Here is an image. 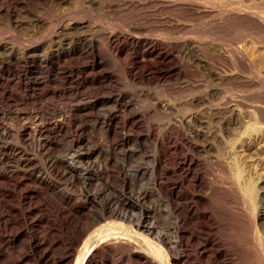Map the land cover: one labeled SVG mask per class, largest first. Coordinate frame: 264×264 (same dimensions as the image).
I'll use <instances>...</instances> for the list:
<instances>
[{"label":"bare ground","instance_id":"bare-ground-1","mask_svg":"<svg viewBox=\"0 0 264 264\" xmlns=\"http://www.w3.org/2000/svg\"><path fill=\"white\" fill-rule=\"evenodd\" d=\"M75 1H77V3L80 1L82 6L86 7V11H89L88 9L94 10L95 8H97V10L100 8V10L103 9L105 12L107 11L106 13H103L104 11L100 13L103 15L107 14L109 10L112 9L113 4L102 1L98 2L100 0ZM116 1L114 2L116 3ZM139 1L141 2V0ZM183 1L184 0H175V2H178L177 5H179V3L183 4L185 1L188 2V0ZM203 1H201V3L199 2L200 5ZM248 1L251 3L250 6L248 5L249 11H242L245 12L243 16L247 19L244 20H248L249 25L243 20L245 22L244 24L248 26H243L244 28L240 30L239 26L241 27L243 22L241 24L239 23V34L240 38L246 36L245 38H248L247 41L250 40L249 42L252 45V49L260 54V52H264L262 50L264 48V0H247V2ZM3 2L5 3L4 0ZM35 2L33 1V3ZM125 2L129 1L127 0ZM161 2L159 1L158 3ZM187 2L185 3L188 4L191 1ZM1 3L2 2H0V5ZM75 3L76 2H74V4ZM195 3L197 2L195 1ZM207 3L209 2H206V4ZM18 4V0H13L11 2L12 7H16ZM76 4L75 7L78 5ZM186 4H183L185 7H181L186 8ZM220 4H217L216 8L221 7L219 6ZM226 4H228V1L225 5ZM236 4L238 5L239 3ZM151 5H149V7ZM203 5L205 4L203 3ZM207 5L208 7L209 5L213 7L215 4ZM223 5L224 4H222V7H224ZM34 6L36 7V5ZM47 6L49 5H46V7ZM80 6L78 5V7ZM119 6H116V9L119 10ZM84 7H82V9ZM142 7L144 11L149 9L148 5L146 6L147 9H145L144 6ZM142 7H140V9ZM175 7L177 8L176 5ZM244 7L245 9L247 8L246 6ZM132 8H130V11ZM183 8H180L182 10L180 12L182 13L184 12ZM82 9H80V11ZM157 9L158 8H156V11L159 12ZM189 9L192 10V7ZM240 9H242V7ZM15 10L16 9H6L4 10L5 14H1L5 15L6 20H8L7 23L12 22L13 17L18 15ZM43 10L44 9H42V11ZM135 10L137 9H134V11ZM166 10L168 11L169 7L168 9H163V11ZM172 10L176 12V9L173 8ZM198 10H200V8ZM234 10L237 9H233V11ZM42 11L40 10L41 13H43ZM170 11L171 9L169 12ZM209 11L208 9V12ZM37 12L39 13L38 10ZM47 12L45 14L43 13L44 15L42 14L43 17ZM122 12L125 11L122 9ZM158 12L157 14H160L161 11ZM221 12L223 13V10ZM224 12L228 13L230 11L224 10ZM33 13H35V11ZM94 13L96 14L98 11ZM113 13H115V11ZM130 13H132V11ZM134 13H136V11ZM151 13L149 14L151 15ZM182 13H180V15ZM188 13L186 12V14ZM232 13L230 14L232 15ZM115 14L113 15L114 18L116 17V20L118 15L120 16L122 14L121 18L118 17L119 19H123V16H125L123 15L124 13L121 12L117 16ZM125 14L128 15L127 13ZM147 14L145 13L144 15ZM190 14L192 13H189V15ZM195 14L194 16H196ZM53 15L55 16V11L52 16ZM85 15L87 16V14ZM107 15L109 16V13ZM163 15L162 13V17ZM203 15H200V17L198 15L196 19L201 18ZM219 15L220 14H218V16ZM222 15L224 16V14ZM226 15L228 14H225V16ZM64 16L65 15H63V18ZM75 16L71 17L72 19L70 18L71 21L75 22L77 19H80ZM82 16L83 14L80 17ZM133 16L137 17V15L134 14ZM216 16L217 15H215V17ZM233 16L236 17L238 15ZM241 16L237 18L240 20ZM23 17V20H26L25 18L27 17L24 15ZM36 17L39 18L38 16ZM48 17L50 19L51 16ZM106 17L104 16L103 18L105 19ZM129 17L128 19L132 18ZM156 17H158V15H156ZM184 17L185 16L178 20H183L185 19ZM227 17L229 18L230 15ZM232 17H230L231 20H234L235 17L233 19ZM58 18H56V20ZM93 18H95V16H93ZM99 18L100 15L97 22ZM124 18L126 19V17ZM49 19L47 18L48 23ZM119 19L115 22L110 19L113 23L106 24V26L109 25L107 26L109 30L106 28L105 30H99L96 28L98 25L93 26L92 23L91 25L93 27H91L89 30L90 32L87 34L78 32V26L76 27L75 25H73V27L71 26L67 33L58 34L57 30L55 31L58 25L52 28L54 30L51 31L49 30L51 26L49 24V28H47L49 32L51 31L50 33L46 34L48 30L45 32L46 30L44 29L45 31L43 33L46 35L43 34L39 39V36L37 37L38 40L31 41L35 44V47H38L40 43L44 44L40 53L32 50V48L29 47L30 43L22 42L23 39L22 41L20 39L23 36L20 35L21 38H19V35L17 34L18 36H16L15 34L16 38L18 37L16 42L20 40L23 45L20 42L19 46L21 44L22 48L18 46L19 50L15 48L18 50L17 51L9 47L10 49H8L6 53L3 52V56H0V106L2 105L4 107L3 109L0 107V120H4V122L6 121L3 117L7 114L11 104L18 105L22 102L25 103L27 100H30L32 104L34 101V98L25 99V96L16 97L9 95L5 89L11 84L22 89L30 97H35L34 94L36 91H43L44 87H47L50 83H58L53 87L50 86L52 88H50L49 91H47L48 89L46 90L47 94H50L53 98L55 97L54 99H56L57 96H63L64 98V95L78 96L82 93H80L79 90L82 89L84 85L89 84V88L91 86V90H87L88 92L83 94L87 96L88 101L84 100L83 102V99L79 100V102H82L74 106L65 107L66 105L63 106L62 103L59 102L62 107L50 105V107L47 105L39 107L38 105L39 108L35 109L34 106L36 105L33 104V108L35 109L34 116L37 117H35L33 121L29 120V125H26L23 121L21 125L19 124L20 127L18 125V129L14 130V125L12 123V130L9 124L6 123L7 125H5L2 124L3 121L0 122V264H264V212L262 209H259L262 205L260 204L259 206V202L264 199V195L258 196V193L263 192L264 188H262L263 191L260 190L255 182V180L259 181V179H263L264 182V173L261 174L263 171L260 173L261 168L259 169V166L264 163V56H259L260 58L257 59L256 56L249 54L252 52L248 54L245 53V48L240 44L238 45H240L243 50L241 48L231 49L229 46L231 50L228 49L229 51H227L226 54L232 63L231 66L239 70V72L245 71L247 73V76H245L247 77L246 80H249L250 85L251 83L258 84L257 91H254L258 93L256 95L252 92L251 94H255L256 96L250 98L247 94L246 96L249 99L247 97V99H243L240 98V96L232 98L227 94L228 92L225 89V91H222L223 89L221 90L218 88L223 94L221 92V94L217 95L214 93V81H227L226 78L232 75L236 69H234V71L232 69V73L231 71H229L230 73H227L228 71L223 72L225 69L222 70L220 68L223 60H220V67H218V64L215 67L214 65L209 67V62L207 65L203 63V59L205 58H202V53L204 54L207 47L204 48L205 45H203V48H201L200 45H202V43H200V45L199 43L193 45L190 44V42L183 41V38L181 39L182 42H180V40H177V37L176 40H173V38L170 39L165 32L163 33V30L159 33L157 29L154 30L156 33H159L158 38L153 37V35V38L150 36L147 37V33L146 36H143L140 34L143 30L141 31L138 25H132L131 23L134 17L130 22H126L124 19L128 24H124V21ZM162 19L160 20L162 21ZM175 19L176 18L168 19V21L172 22L173 20L174 22ZM38 20L35 19V23L32 22L34 23L33 27L38 24ZM145 20H147V18ZM157 20L158 19H156L155 22ZM201 20L203 19L201 18ZM3 21L2 18V22ZM29 21L33 20L31 19ZM140 21L144 23L143 20ZM106 22L108 21H105V23ZM147 22L148 21H146V23ZM150 22H153V25L156 24H154V21ZM162 22L165 23L164 20ZM182 22H184V20ZM209 22L208 25H210L209 28H211L212 25L209 24ZM222 22L223 21H221V23ZM233 22L235 23L236 21L234 20ZM233 22L231 23L230 21L232 25ZM238 22H241V20ZM238 22L235 23V25L238 24ZM3 23L0 25H3ZM101 23L104 22L101 21ZM129 23H131V25ZM211 23L214 24L213 21ZM219 23L220 21L218 20L217 24ZM18 24L20 25V23ZM54 24L56 25V23ZM88 24L86 25L88 26ZM175 24L177 25L176 22ZM157 25L159 24H156V26ZM226 25L227 24H225V26ZM8 26L9 24H7L5 28L3 27L4 31ZM181 26L184 27V25ZM194 26L199 27V25H195V23ZM201 26L207 28V25L201 24ZM222 26L224 25L222 24ZM11 27L6 30L8 33L12 32ZM162 27L156 28L161 30ZM214 27H216V25ZM227 27L229 28L228 31L232 29V27ZM170 28L168 27V29ZM192 28L194 27L192 26ZM178 29L179 28H177V30ZM211 29L210 33L212 32L213 35H210V37L212 36L213 39L215 37V28L212 27ZM223 29L219 36L224 33L223 31H226ZM235 29L234 27L233 32ZM183 30L186 31L187 29ZM195 30L191 29L190 31L196 34V32H194ZM203 30L201 32L206 31ZM1 31L3 30L0 29V32ZM15 31L12 32L13 35ZM155 31H153V34ZM168 31L172 32V29ZM174 31H176V29ZM199 31H197L198 34L200 33ZM5 32L3 33L6 35L7 32ZM145 32H148V30ZM179 32L181 34V30ZM8 33L7 35L9 36L10 33ZM56 33L58 35H56ZM206 33L210 34L209 32ZM206 33L202 35H207ZM190 34H192V32H190ZM198 34H196L197 37L201 36ZM237 34H233L234 39H236L235 36ZM15 36L13 37L15 38ZM192 36L194 37V35ZM219 36L218 38H220ZM227 36L228 35H226V37ZM189 37L191 38V35H189ZM2 38H4V35ZM233 38L231 37L230 39ZM25 39L24 36V40ZM204 39L202 40L204 41ZM233 42L235 44L237 40ZM219 45L221 44L219 43ZM251 45L247 46L249 47ZM210 48L212 50L214 49L212 47ZM222 48L223 47H221V50ZM202 49H204V51H202ZM219 52L218 54L224 56L225 53ZM207 53L209 54V51L206 52V54ZM101 54H105L108 60L114 64L111 65H113L115 69L113 66H110L115 70L114 72L110 71L111 68H109L108 71L105 70V65L110 62L108 61L109 63H107L105 60L106 58L101 56ZM212 55L213 54H211V56ZM209 58L211 59V57ZM107 66L109 67V65ZM202 67L205 70L207 69L206 71L210 74L209 81H205L203 85H201V81L199 83L197 80L199 75L201 78V74L199 73ZM224 67L222 66V68ZM226 67H230V65ZM237 77L239 76L237 75ZM243 77L244 76H242V79ZM230 78L228 77V79ZM122 80L127 82L126 84L124 81L126 85H129L128 83L142 82H150L153 84L170 82L171 86H173L172 88H176L175 86L180 83L179 85L186 87V89L184 93L173 96L170 103L174 106L168 103L169 100L166 102L168 104L161 105V103L160 106L162 107L159 106L157 108L155 107L154 110L151 109L155 111L156 114L161 113L163 117H167V121L164 125L161 124L163 125L162 127L147 125L146 128H143L139 123V118H142V113L145 110H141L142 112L140 113V111L138 112V110L135 109V104H133L132 100L128 97L129 95L125 92L126 90H115V92H117L113 93L112 88L117 86L118 81ZM104 82H108L109 84L112 83L113 87L108 84L104 86ZM245 82L243 81L242 83ZM249 82H247V84ZM120 83L123 84V82ZM226 84H228V82ZM233 84L235 85L236 83ZM58 85L60 87H57ZM92 85H96V87L93 88ZM242 85L241 87H244ZM86 87L87 86H85V88ZM136 87H138V85ZM237 87H239V85ZM164 89H166V87ZM11 90L9 91L11 92ZM179 90H181V88H179ZM133 92L134 91H132V93ZM153 92L151 93L152 95ZM155 93L159 95L157 92ZM143 95L144 93L142 91L136 94L137 97L141 96L140 98L144 97ZM148 95L150 96V94ZM237 95L240 94L237 93ZM67 97L68 96H66V98ZM140 98L139 100H141ZM44 99L46 98L44 97ZM50 100H52V98ZM151 100L152 98L150 101ZM40 101L37 100V102ZM64 101L66 102L67 99H64L63 102ZM52 102L56 101L53 100ZM138 103H140V101ZM138 103H136V105ZM40 104H42V102ZM53 104L55 105V103ZM17 109H19V107ZM161 114H159V116ZM15 115L19 117L20 114L15 111ZM177 115L181 117L178 116L179 118H176ZM157 116H154V118L156 117L158 119L159 117ZM186 116H189V118L191 116V119H188V121L190 120L188 122L190 124L188 125L187 123V127L185 123H183ZM163 117L161 116V118ZM203 117H209V122H211L213 118L222 119L224 130L231 125H235L237 126L236 128L240 129L235 134L238 135L235 136L236 138H228V140L223 142L224 147H222V149L221 147L219 148L220 145H218V149L215 147L217 151L215 152L219 154L216 156L217 158H220L218 156H221L224 149L227 154H229L228 156L230 157L232 165L231 171L234 170L232 176L236 179L235 181L231 180L226 171H224L226 174L222 172L223 176L221 179L215 178V181L205 180L207 168L204 166L205 164L202 162L200 155L202 154L201 152H205L206 147L208 149V147L213 146L212 144L214 143L211 141V143L206 142V140L201 143L198 141L199 137L206 134L209 136L212 132V124L208 122L210 124L208 127L211 128L206 127L208 124L206 126L203 125L207 123L202 121ZM26 118H24V120ZM216 120L214 119L215 122ZM222 121L220 120L221 123ZM17 122L20 123V121ZM216 124L214 123L215 126ZM120 128L124 130H120ZM236 128H234L235 132L237 130ZM130 129H136L140 134L137 131L138 135L132 136L129 133ZM230 129L232 130V128ZM59 136L63 137V141H66L63 142L65 143V150L63 154H59V156H57L58 153L55 152L57 154L54 156L51 150L56 148L54 141ZM202 138L204 139L205 137ZM212 138L213 137H211V139ZM219 139L222 140V137H219ZM57 142L59 141L57 140ZM58 147L55 150H58ZM147 147L150 148V153L148 154L145 152ZM252 153L255 154V157L251 156ZM229 157H227L228 160ZM213 158H215V156H212V159ZM209 163L206 162L208 165H213ZM228 163L230 162L228 161ZM124 166H129V168L125 169ZM221 166L225 167L222 163ZM224 169L227 170L226 167ZM113 170L115 174L112 173ZM227 171L229 172V170ZM246 171L253 175L256 174L257 179H253L252 175L250 174L249 176ZM218 172L220 171L218 170ZM208 175L210 176V174ZM212 176L214 175L212 174ZM71 188L72 190L77 189L79 202L75 203L76 198L74 197L75 199L73 201L72 195L70 194L72 192L68 193ZM204 192L208 193L212 198L213 196L214 198L219 197L221 203L216 204L204 199L202 196ZM154 199H156V202ZM223 201L227 202V205L233 202V205L240 204L239 206L241 207L235 206L236 208H233V206V209H223V207H225ZM229 201L232 202L228 204ZM263 206L264 205L261 207Z\"/></svg>","mask_w":264,"mask_h":264},{"label":"rangeland","instance_id":"rangeland-1","mask_svg":"<svg viewBox=\"0 0 264 264\" xmlns=\"http://www.w3.org/2000/svg\"><path fill=\"white\" fill-rule=\"evenodd\" d=\"M4 1H5V3L3 2V0H0V2H2L1 5L4 4V5H2L3 8H2V7L0 8V17H2L3 20H4V21H3L4 23H3V22H2V18H0V19H1L0 24L3 23V25H0V26H1L0 29L3 30V31H1V32H2V33L5 32L9 27H11V26H13V25L16 24L15 26H13L14 28L11 27V28H12V29H11L12 32L15 31V29H16V27H17V29H16V31H15L16 33L14 32V35H13V33L11 32L12 35H13V36H15V34H16V36L19 35V38H21V36H23L20 40L22 41V39H23L22 42H24V43H26V42L30 43V44H29V47H31L32 50H35L36 52H39V53L41 52L42 48L44 47V44H43V43H40V44L38 45V47H37V46L35 47V46H34L35 44L32 43V42H33L34 40H36L38 36H39V37H38V39H39L41 36H43V34L46 35V34L50 33L52 30H54V29H52V28H55L57 25H58V27L55 28V31L57 30L58 34H60V33H61V34L67 33V31L70 30L71 26L73 27V25H75L76 27L78 26V30H79L78 32L85 33V34H87V33L90 32L89 30L91 29V27H93V26H97V25H98V26H97L96 28L99 29V30H105V28L109 30V27H107V26H109V25L106 26V24L113 23L112 21H114V22H115V21H118V19H119L118 17L121 18V16H122V14H121L120 16L118 15V14H120V12H121V13H124L123 15H125V16H123V19H119V20H123V21H124V19H125L124 17H126L125 21H126V22H130V21H132V18L134 17V20H133L131 23H132V25H134V24L138 25V27H140L141 31L143 30V32L140 33V34H142L143 36H146V33H147V34H148L147 37H149V36L152 37V35H153V37L158 38V37H159V36H158L159 33H161L162 30H163V33L165 32V33L167 34V36H168L170 39L173 38V40H174V39L176 40V39L178 38L177 40H178V41L180 40V42H182V40H183V41H187L188 43L190 42V44H193V45H196L197 43H199V45H200V43H202V45H200L201 48H203V45H205L204 48L207 47V48L205 49L206 51L204 52V54L202 53V56H203L202 58H205V59H203V60H204L203 63H205V64L207 65V63L209 62V63H210V64L208 63V66H209V67H210L211 65H214V67H215V66H217V64H218V67H220L219 64H220L221 61L223 60V61H225V62L222 61V63H221L223 67L225 66V64H226V66H229V65H230V67H226V66H225L224 68H222V66H221L220 68H221L222 70L225 69V70H223V72H227V71H228L227 73H230L229 71H231L232 69H233V71H234V69H236V68H233V67L231 66L232 63H231L230 59L228 58V56H227V54H226L227 51H229V50H231V49L241 48V49L243 50L242 47H244V48H245V50H244L245 53L248 54L249 52H252V53H249V54H252V55L256 56L257 59L260 58L259 56H264V52H263V51H264V48L262 49V50H263V51H262L263 53L260 52V54H258V53H256V52L252 49V45H251V43L249 42L250 40L247 41L248 38H245L246 36H245L244 38H243V37L240 38V34H239V33H240L241 28H244V27H246V26L249 25V24H248V20H247V21L244 20V19H247V18H246L245 16H243V15H245V12H246V11H249V6H250V4H251L249 1H248V2H249V3H248L247 0H245V1H244V0H243V1H242V0H227V1H228V4H226V5H225V3H227L226 0H224V1H221V0H218V1H217V0H212V1H211V0H206V1H203V0H201V1H203L202 4H201L202 6L200 5V3H201L200 0H199V1H198V0H190L191 2L188 0V2H190V3H188L187 1L184 0V1L187 2L188 4H186L184 1H183L184 3H183V2H182V3H183L184 5L186 4L187 7H188V5H189L188 8H187V7H186V8L181 7V6H184V5H183V4H180V3H179V5H177L178 2H175V0H170V1H169V0H164V1L162 0V2H161V0H158V1H157V0H154V1H153V0H141V2H140L139 0H138V1H137V0H136V1H135V0H128L129 2L131 1L130 3H129V2H125V1H127V0H123V2H122V0H120L121 2H120L119 0H117V1H116V0H107V1H106V0H100V1L97 0L98 2H101V1H102V2H108V3H110V4L113 3V4H112V9H113V10L115 9V10H114L115 13H118V14L113 13L114 11L111 9V10H109V12H108V13H109V16L107 15L108 13L105 14V15L100 14V13H102V12L104 11L103 9L100 10V8H98V10H97V8H95L94 10L88 9L89 11H86V10H85L86 7L82 6V4H81L80 1H78V3H77V1H75V0H72L73 3H72L71 0H70L71 2H70L69 0H45V1H44V0H32V2H31V0H18L19 4L16 6L17 8L11 6V2H12L13 0H12V1H11V0H4ZM26 1H27V3H26ZM33 1H34V2L36 1V2L33 3ZM46 1H47V3H46ZM111 1H112V2H111ZM114 1H116V3H115ZM133 1H134V2H133ZM159 1H160L162 4H161V3H158ZM171 1H172V2H171ZM173 1H174V2H173ZM195 1H196L197 3H195ZM216 1H217V2H216ZM219 1H221V2H219ZM239 1H240V2H239ZM6 2H7V3H6ZM30 2H31V3H30ZM44 2H45L46 4H45ZM74 2H76L79 6H80V5H81V6L78 7V5L75 3V4L77 5V7H78V9H77V7H75ZM119 2H120V3H119ZM148 2H149V3H148ZM150 2H151V3H150ZM153 2H155V3H153ZM167 2H168V3H167ZM169 2H170L171 4H170ZM199 2H200V3H199ZM206 2H209V3H207V4H212V5L215 4V5H214L215 7L213 6V7H214V8H213V7H211L210 5H209V7H208V5L206 4ZM213 2H214V4H213ZM218 2H219V3H218ZM223 2H224V3H223ZM230 2H232V3H230ZM235 2H236V3H239L240 5H239V4L237 5ZM243 2H246L247 4H246V3H243ZM23 3H24V4H23ZM29 3H30V4H29ZM43 3H44V4H43ZM126 3H127V4H126ZM131 3H132V4H131ZM138 3H139V6L141 5L140 7L144 6L145 9H147V8H146L147 5H148V7H149V5H151L152 3H153V4L149 7L150 10L147 9V11H146V10L144 11V8H143V7L141 8L142 10L140 9V7L138 6ZM141 3H142V4H141ZM163 3H164V4H163ZM173 3H174V5H173ZM192 3H193V5H192ZM194 3H195V5H194ZM203 3H204L205 5H203ZM220 3L224 4V5H223L224 7H222V4H220ZM233 3H234V4H233ZM242 3H243V6H242ZM7 4H8V5H7ZM28 4H29V5H28ZM71 4H72V5H71ZM73 4H74V7H73ZM116 4H119L120 6H119V5H116ZM125 4H126V5H125ZM130 4H131L132 6H131ZM144 4H145V5H144ZM146 4H147V5H146ZM155 4H156V5H155ZM158 4H159V5H158ZM167 4H168V5H167ZM217 4H220L219 6H221V7L218 6L220 9H219V8H216V7H217ZM235 4H236V5H235ZM1 5H0V6H1ZM6 5H7L8 7H9V6H10V7L8 8ZM20 5H21L22 7H21ZM25 5H26V7H25ZM34 5H36V7H35ZM46 5H49V6H47L48 8L46 7ZM121 5H123V6H121ZM124 5H125L126 7H125ZM136 5H137V6H136ZM157 5H158V6H157ZM160 5H161V6H160ZM175 5L177 6V8H178L179 10L175 7ZM196 5H197V6H196ZM206 5H207V6H206ZM230 5H231V6H230ZM248 5H249V6H248ZM19 6H20V7H19ZM27 6H28V7H27ZM29 6H30V8H29ZM31 6H32V8H31ZM33 6H34V7H33ZM116 6H117V7L119 6V10L116 9V8H117ZM128 6H129L130 8H132L133 6L135 7V8H134V7L132 8L133 10L131 9L132 13H130L131 11H130V8H129ZM153 6H155V7H153ZM159 6H160V7H159ZM162 6H164L165 8L162 7ZM170 6H171V7H170ZM179 6H180V7H179ZM195 6H196V7H195ZM200 6H201V7H200ZM229 6H230V7H229ZM233 6H234L235 8H234ZM244 6H246L247 8L245 9ZM6 7H7V8H6ZM23 7H24V8H23ZM42 7H44V8H42ZM49 7L52 9V12H51V9H50ZM62 7H63V8H62ZM82 7H84V8L82 9ZM121 7H122V8H121ZM137 7H138V8H137ZM168 7H169V10L171 9L172 12H171V11L169 12V10H168V11L166 10L167 12H166V11H163V9H164V10H165V9H168ZM184 7H185V6H184ZM191 7H192V10H193V11H192L191 9H189V8H191ZM193 7H194V8H193ZM197 7H199L200 10H198L199 8H197ZM231 7H232V9H231ZM241 7H242V9H240ZM5 8H6V9H12V10L16 9L15 12H16V14H18V15H16V16L13 17L12 22L7 23L8 20H6L5 15H1V14H5V13H4V10H6ZM13 8H14V9H13ZM20 8H21V9H20ZM33 8H34V9H33ZM36 8H37V9H36ZM40 8H41V9H40ZM46 8H47L48 10H47ZM73 8H74V10H73ZM127 8H128V10H127ZM152 8H153V9H152ZM156 8H158L157 10H159V12L161 11V12H160L161 15H160V14H157L158 11H156ZM173 8L176 9V12H177V11H179V12L182 11L181 9L183 8V11H184L183 13H185V14H183L182 12H180V13H182L183 16H185V17H184L185 19H183L184 22H182L183 20H178V19H180V18H183V16H182V14L180 15L179 12L176 13L174 10H172ZM180 8H181V9H180ZM28 9H29V11H28ZM30 9H31V10H34L35 13H33L34 11H31ZM42 9H44V10L42 11ZM49 9H50V10H49ZM75 9H76V10H75ZM80 9H82V10L80 11ZM120 9H121V11H120ZM122 9H123L125 12H122ZM134 9H137V10H135L136 13H134V12H135ZM139 9H140L141 11H140ZM161 9H162V10H161ZM184 9H185V10H184ZM186 9H187V10H186ZM195 9H196L198 12H197ZM202 9H203L204 11H203ZM205 9H207V10H205ZM208 9L210 10L209 12H208ZM211 9H212V10H211ZM215 9H217V10H215ZM226 9H228V10H226ZM233 9H237V10H234V11H233ZM247 9H248V10H247ZM37 10L39 11V13H40L41 15L37 12ZM40 10H41L44 14L48 11L47 14H46L47 17H46V15H45V16H44L45 18H44V17H43L44 14L41 13ZM46 10H47V11H46ZM71 10H72V11H71ZM77 10L79 11V13H78ZM83 10H84V12H83ZM117 10H118V11H117ZM153 10H154V12H153ZM188 10H189V11H188ZM219 10H220V11H219ZM222 10H223V13L221 12ZM224 10H225V11H230V12L225 13ZM242 10H244L245 12L242 11ZM20 11H21V12H20ZM26 11H27V12H26ZM45 11H46V12H45ZM54 11H55V16H54V15L52 16V14H53ZM58 11H59V12H58ZM73 11H74V12H73ZM85 11H86V12H89V13H86ZM90 11H91V12H90ZM92 11H93V13H92ZM97 11H98L99 14L96 13V14H97V17H96V14H95L94 12H97ZM110 11H111L112 13H111ZM128 11H129V12H128ZM139 11H140V12H139ZM142 11H144V12H142ZM149 11H150V12H149ZM162 11H163V12H162ZM191 11H192V12H191ZM194 11H195L196 14L194 13ZM206 11H207V12H206ZM216 11H217V12L219 11L220 13H219V12L217 13ZM235 11H237V12H235ZM239 11H240V12H239ZM19 12H20V13H19ZM24 12H25V13H24ZM29 12H30V13H29ZM68 12L71 13L72 15L69 14ZM81 12H82V13H81ZM106 12H107V11H106ZM106 12L104 11L103 13H106ZM147 12H148V14H147ZM151 12H153V13H151ZM159 12H158V13H159ZM164 12H165V13H164ZM186 12H187V13L189 12V13H192V14L189 15V13L186 14ZM200 12H201V13H200ZM204 12H205L206 14H205ZM212 12H213V13H212ZM214 12H215V13H214ZM232 12H233V13H232ZM37 13H38V14H37ZM49 13H50V14H49ZM56 13H57V14H56ZM91 13H92L93 16H95V18H93V16L91 15ZM125 13H127L130 17H129L128 15H126ZM141 13L143 14V17H142V14H141ZM145 13H146L147 15H144ZM149 13H151V15H150ZM155 13H156V14H155ZM162 13L164 14L163 17H162ZM166 13H167V14H166ZM170 13H171V14H170ZM174 13H176V14H174ZM207 13H208V14L210 13V14L208 15ZM230 13H232V15H231ZM234 13H235V14H234ZM20 14H21L22 17H23V15H24L25 17H27V18H25L26 20H23L24 17L22 18V17L20 16ZM26 14H27V15H26ZM34 14H35V15H34ZM36 14H37V15H36ZM42 14H43V15H42ZM66 14H67V16H66ZM75 14H76V16H75ZM77 14H79V15H77ZM82 14H83V16H82L83 18L80 17ZM85 14H87V16H86ZM88 14H89V15H88ZM113 14H115L116 16L118 15L117 20H116V17L114 18V15H113ZM133 14H134V15H137V17H136V16H133ZM169 14H170V15H169ZM178 14H179L180 16H179ZM194 14H195L196 16H194ZM203 14H205V15H203ZM213 14H214V15H213ZM218 14H220V15L218 16ZM222 14H224V16H225V14H228V15H226V16L224 17ZM240 14H241L242 16H241ZM39 15H40L41 17H40ZM63 15H65L64 18H63ZM70 15H71V17H74V16H75V17H78V18H80V19H77V21H75V22H76V23H75V22L71 21L72 18L70 17ZM90 15H91V16H90ZM99 15H100V18H99V20H98V22H97V19H98ZM111 15L113 16L114 19L112 18ZM148 15H149V16H148ZM156 15H158V17H156ZM159 15H160V16H159ZM174 15L177 16L178 18L175 17ZM186 15H187V16L189 15V16L187 17ZM191 15H192V16H191ZM198 15H199V17H200V15H203V16H201V18H202L203 20H201V18H199L200 20H199V19H196ZM207 15H208V16H207ZM215 15H217V16H216L217 18H220V16H221V18H220V19H217V18L215 17ZM229 15H230V17H232L233 15L241 16V19H240L241 22H238V21H240V20L238 19V18H240V17H238V16H236V17L233 16L232 19H233L234 17L236 18V19L234 18V20L236 21L235 23L238 22V24L235 25V23L233 22L234 20H231L230 17H229V18L227 17V16H229ZM36 16H38L39 18H37ZM48 16H51L50 19H49ZM88 16H89V17H88ZM104 16H105V17L108 16V17H106L107 19H106V18L104 19V18H103ZM127 16H128L129 18H131V17H132V18H131V19H128ZM150 16L153 17V18H151ZM167 16H168V17H167ZM169 16H170V17H169ZM181 16H182V17H181ZM193 16H194V17H193ZM211 16H212V17H211ZM17 17H18V18L20 17L21 19H20V18L18 19ZM52 17H53V18H52ZM58 17H59V18H58ZM85 17H86V18H85ZM101 17H102L103 19H102ZM135 17H136V18H135ZM149 17H150V18H149ZM155 17H156V18H155ZM186 17H187V19H186ZM214 17L216 18V20H215ZM237 17H238V18H237ZM28 18H30V19H28ZM42 18H43V19H42ZM47 18L49 19V23H48ZM56 18H58L61 22H60L58 19H57V20H58V21H57ZM62 18H63V19H62ZM70 18H71V19H70ZM88 18H89V20H88ZM146 18H147V20H145ZM162 18H163V19H162ZM164 18H167V19H164ZM174 18H176L177 20L175 19L174 22H173V20H172V22H171V21H168V19L170 20V19H174ZM190 18H191V19H190ZM205 18H206V19H205ZM207 18H208V20H209L210 22L207 20ZM224 18H225V19H224ZM16 19H17V20H16ZM31 19H32L33 21H29V20H31ZM35 19H36V20L39 19V20H38V24H37L36 26L33 27V25H34V23H35V21H34ZM41 19H42V20H41ZM52 19H53V20H52ZM61 19H62V20H61ZM68 19H69L70 21H69ZM90 19H91V20H90ZM110 19H111V20L113 19V20L111 21ZM139 19H140V20H143L144 23H143L142 21H140ZM150 19H151V20H150ZM152 19H153V20H152ZM156 19H158V20L155 22ZM160 19H162V21L164 20L166 24H165L164 22H162ZM192 19H194V20H192ZM204 19H205V21H204ZM221 19H222V20H221ZM228 19H229V21H228ZM237 19H238V20H237ZM20 20H21V21H20ZM51 20L54 21V22H52ZM82 20H83V21H82ZM127 20H129V21H127ZM135 20H136V22H135ZM138 20H139V22H138ZM149 20H150V21H154V24L156 23V24H159V25H157V26H156V24L153 25V24H152L153 22L151 23ZM166 20H167V21H166ZM187 20H188V21H187ZM189 20H191V21H189ZM195 20H196V21H195ZM218 20L220 21L219 24H217V23H218ZM224 20H225L226 23L224 22ZM243 20H244V21L246 22V24H248V25L244 24L245 22H244ZM56 21H57V22H56ZM99 21H100V22H99ZM101 21L104 22V23H101ZM105 21H108V22L105 23ZM125 21H124V24L126 23ZM146 21H148V22L146 23ZM158 21H159V22H158ZM179 21H180V22H179ZM197 21H198V22H197ZM206 21H207V22H206ZM212 21L214 22V24L211 23ZM215 21H216L217 23H216ZM221 21H223V22L221 23ZM230 21H231V23L233 22V25H235V26H233V25L230 23ZM5 22H6L7 24H9V26H8V28L6 27V30L4 31L5 26H7V24H6ZM16 22H17V23H16ZM32 22H34V23H32ZM59 22H60V23H59ZM94 22H95V24H94ZM137 22H138V23H137ZM149 22H150V23H149ZM167 22H168V24H167ZM169 22H170V23H169ZM175 22L177 23L178 26L175 24ZM200 22H201V23H200ZM208 22H209V24L212 25L213 28H215V29H214V35H215V37H214L213 39H212V36L210 37V35H213L212 32L210 33V29H211L212 27L209 28L210 25H208ZM242 22H243V25L240 27V26H239V23L241 24ZM18 23H20V25H19ZM21 23H22V24H21ZM30 23H31V24H30ZM51 23H52V24H51ZM54 23H56V25H55ZM69 23H70V24H69ZM88 23H89V24H88ZM92 23H93V26L91 25ZM99 23H100V24H99ZM131 23H129V24L131 25ZM141 23H142V24H141ZM161 23H162V24H161ZM163 23H164L165 25H164ZM178 23H179V24L182 23L181 25H184V27L181 26V25H179ZM183 23H184V24H183ZM192 23H193V24H192ZM194 23H195V25L198 24L199 27L201 26V24H202V25H207L206 27H207L208 29L205 28L204 26H201L200 29H199V27H197V26L195 27V26H194ZM199 23H200V24H199ZM205 23H206V24H205ZM224 23L227 24V25L225 26ZM5 24H6V25H5ZM12 24H13V25H12ZM49 24L51 25L50 28H49ZM86 24H88V26H87ZM102 24H103V25H102ZM126 24H128V23H126ZM139 24H140V25H139ZM144 24H145V25H144ZM146 24H147L148 26H147ZM222 24H223L225 27L222 26ZM230 24H231V25H230ZM17 25H18V26H17ZM53 25H54V26H53ZM64 25H65L66 27H65ZM80 25H81V26H80ZM99 25H100V26H99ZM141 25H144V26H141ZM166 25H167L169 28H170V27H171V28L168 29V27H167ZM173 25H174V26H173ZM215 25H216V27H218L219 29H220V27H221V29L219 30L218 28L214 27ZM219 25H220V26H219ZM52 26H53V27H52ZM68 26H69V28H68ZM101 26H102V27H101ZM146 26H147V27H146ZM150 26H151V27H152V26H155V27H152V28H151ZM162 26H163V27H162ZM176 26H177V27H176ZM185 26H186V27H185ZM190 26H191V27H190ZM192 26H193L194 28H192ZM227 26H229L230 28L233 26L232 29H231L232 31L229 30V31L232 33V35H231V33L228 31L229 28H228ZM236 26H237V27H236ZM238 26H239V29H240V30L238 29ZM243 26H244V27H243ZM3 27H4V28H3ZM47 27L49 28V30H51L50 32H49V30H48ZM144 27H145V28H144ZM149 27H150V28H149ZM156 27H162V28H161V30H160L159 28H156ZM165 27H166L167 29H166ZM187 27H189V28H187ZM234 27L237 29V31H236V29H235V31L233 32ZM2 28H3V29H2ZM103 28H104V29H103ZM164 28H165V29H164ZM177 28H179V29L181 30V34H182L183 36L180 34V32H179L180 30H179V29L177 30ZM195 28H196V30L199 29L200 31H199V30H197V31H199L201 34H200V33L198 34V32L195 30ZM202 28H203L204 30H203ZM223 28H224L227 32H226V31H223V32H224V33L222 34L223 36L221 35V36L223 37V38H222L221 36H219V34H221L220 32H222L221 30H222ZM9 29H10V28H9ZM44 29H45L46 31H45ZM64 29H65V30H64ZM144 29H145V30H144ZM151 29H152V31H151ZM154 29H157V31H158L159 33H156V31H155ZM158 29H159V30H158ZM171 29H172V32H171V31H168V30H171ZM173 29H174V30L176 29V31H174ZM183 29H185V30L187 29L188 31L186 30V31H187V32H186V31H184ZM191 29H194V30H195L194 32H196V34L201 35V36L197 37V35H196L195 33L193 34V31H190ZM201 29H202L203 31H205V30H206V31H205V32H201V31H202ZM224 29H223V30H224ZM47 30H48V32H47ZM146 30H148V32H145ZM166 30H167V31H166ZM207 30H208V31H207ZM211 30H212V29H211ZM215 30H217V31H215ZM238 30H239V31H238ZM44 31L47 32V33H46V34L43 33ZM60 31H63V32H60ZM65 31H66V32H65ZM153 31H155L154 34H153ZM173 31H174V32H173ZM182 31H183V32H182ZM212 31H213V30H212ZM1 32H0V34H2ZM6 32L8 33V31H6ZM6 32H5V33H6ZM18 32H19V33L21 32L22 34H21V33L19 34ZM169 32H170V34H169ZM176 32H177V33H176ZM190 32H192V34H190ZM206 32H209L210 34H208V33H206ZM7 33H6V35H5L4 33H3L2 35H0V38H1V39H0V40H1V41H0V52H1V53H0V56H3L4 53H6V52L8 51V49H10L9 47H11L12 50H13V49H14V50H17V49H15V48H18L19 43L21 42L20 40H18L19 42H16V41H17L16 39H18V37L16 38V36H15V38H14V37L11 35L10 32H9L10 34L8 33V34H9V36H8ZM150 33H151V34H150ZM174 33H175V35H174ZM186 33H187V35H186ZM188 33H189V35H191V38L189 37ZM203 33H206L207 35L204 34V36H203V35H202ZM226 33H228V34H226ZM237 33L239 34V36H238ZM17 34H18V35H17ZM58 34L56 33V35H58ZM184 34H185V35H184ZM233 34H234V35L237 34L236 36H237L239 39H238L236 36H235L236 39H234V38H233V37H234ZM3 35H4V38H2ZM20 35H21V36H20ZM172 35H173V37H172ZM192 35H194V37H193ZM195 35H196V36H195ZM226 35H228V36L226 37ZM10 36H12V37H10ZM24 36H25V38H26L25 40H24ZM184 36H186V37H184ZM216 36H217V37H216ZM218 36H219L220 38H222V39L218 38ZM229 36H230V37H229ZM9 37H10V38H9ZM35 37H36V38H35ZM153 37H152V38H153ZM176 37H177V38H176ZM192 37H193V38H192ZM196 37H197V38H196ZM203 37H204V38L207 37V38L204 39ZM209 37H210V38H209ZM224 37H225V38H224ZM231 37H232L235 41L237 40L238 43L235 42V44H234V42H233L234 40H233V39H230ZM247 37H248V36H247ZM30 38H31V39H30ZM34 38H35V39H34ZM182 38H183V39H182ZM184 38H185V39H184ZM187 38H188V39H187ZM198 38H199V39H198ZM200 38H201V39H200ZM215 38H216V39H215ZM9 39H10L12 42H11ZM27 39H28V41H27ZM38 39H37V40H38ZM181 39H182V40H181ZM190 39H191V40H190ZM193 39H194V40H193ZM202 39H204V41H203ZM213 40H214V41H213ZM219 40H220V41H219ZM225 40H227L228 42L225 41ZM230 40H231V42H230ZM232 40H233V41H232ZM238 40H239V41H238ZM243 40H244V42H243ZM7 41H8V42H7ZM13 41H14V43H13ZM31 41H32V42H31ZM193 41H194V42H193ZM198 41H199V42H198ZM200 41H201V42H200ZM209 41H213V42H209ZM221 41H222V42H221ZM240 41H242V42H240ZM22 42H21V44H22ZM40 42H41V41H40ZM195 42H196V43H195ZM15 43H16V44H15ZM17 43H18V44H17ZM28 43H27V44H28ZM203 43H204V44H203ZM217 43H218V44H217ZM219 43H220L221 45H219ZM222 43H224V44H222ZM227 43H229V44H227ZM247 43H248V44H247ZM21 44H20L19 48H20V47L22 48V45H23V44H22V45H21ZM238 44H240L242 47H241L240 45H238ZM243 44H244L245 46H244ZM207 45H209L210 47H212V48H214V49L212 50V49H211L209 46H207ZM222 45H224V46H222ZM233 45H234V47H233ZM235 45H236L237 47H236ZM247 45H251V46L248 47ZM12 46H13V47H12ZM219 46H220V47H219ZM226 46H228V47H226ZM229 46H230L231 49L229 48ZM221 47H223L222 50H221ZM19 48H18V50H19ZM226 48H227V49H226ZM246 48H247V49L249 48V49H248L249 51H248ZM256 48H257V47H256ZM256 48H255V49H256ZM210 49H211V50H210ZM218 49H219V50H218ZM228 49H229V50H228ZM18 50H17V51H18ZM216 50H217L218 52H219V51L223 52V51L225 50V51L223 52V54L225 53L224 56L221 55V54H218V52H217ZM252 50H253V51H252ZM258 50H259V49H258ZM202 51H204V49H202ZM208 51H209V54H210V51H211V54H213L214 56H213V55L211 56V54L209 55L208 53L206 54V52H208ZM246 51H247V52H246ZM260 51H261V50H260ZM3 52H4V53H3ZM212 52H213V53H212ZM214 52H215V53H214ZM221 52H219V53H221ZM2 53H3V54H2ZM216 53H217V54H216ZM215 54H216L217 56H222V57H217ZM255 54H256V55H255ZM257 54H258V55H257ZM262 54H263V55H262ZM204 55H205V56H204ZM208 55H209V57H211V59L208 57ZM101 56H103V57L106 58L105 60H106L107 63L110 62L109 64H106V65H105L106 67L104 66V67H105V70L108 71V69L111 68L114 64H113L110 60H108V57H106L105 54H101ZM257 56H258V57H257ZM206 57H208V58H206ZM213 57H214V58H213ZM225 57H227L229 60H228L227 58H225ZM215 58H216V59H215ZM218 58H219V59H218ZM221 58H222V59H221ZM223 58H224L225 60H224ZM206 59H207V60H206ZM208 59H209V60H208ZM214 59H215V60H214ZM205 60H206V61H205ZM220 60H221V61H220ZM108 61H109V62H108ZM211 61H212L214 64H213ZM229 61H230V64H229ZM215 62H216V63H215ZM227 63H228V65H227ZM111 64H113V65H111ZM221 64H220V65H221ZM78 65H79V64H78ZM78 65H76V66H78ZM107 65H109V67H108ZM79 66H80V65H79ZM110 66H111V67H110ZM208 66H206V67H208ZM106 68H107V69H106ZM113 68L115 69L114 66H113ZM113 68H111L110 71H113V72H114L115 70H114ZM220 68H219V69H220ZM227 68H228L229 70H228ZM202 69H203V67L201 68L200 73H199V74H201V78L199 77L200 75L198 76L199 79L197 78V80H198L199 83H200V81H201V85H203V84L205 83V81L207 82V81H209V79H210V74L208 73V71H206L207 69H206V70H205V69L202 70ZM217 69H218V68H217ZM221 69H220V70H221ZM226 69H227V70H226ZM240 69H241V68H240ZM242 70H243V69H242ZM203 71H204V72H203ZM243 71H244V70H243ZM244 72H245V71H244ZM244 72H241V71L239 72V70L236 69L233 73H232V71H231L232 75L228 76L229 78L231 77V78H230L231 80L228 79V77H227V78H226L227 81H226V80H225V81L223 80V82H222V81H221V82H219V81H214V93L218 95V94H221L222 91H225V90H226V91L228 92L227 94L230 95L232 98H235V97H239V96H240V98H243V99H247L248 97L250 98V97H254V96H256L258 92L256 93V92H254V91H257L258 84L256 85V83H253V84L251 83V85H250L249 80L247 81V80H246L247 77H245V76H247V73H246V72L244 73ZM204 74H205V75H204ZM207 74H208V75H207ZM236 74H237L239 77H237ZM241 75L244 76L243 79H242V76H241ZM207 76H208V77H207ZM234 76H235V77H234ZM232 77H233V80H232ZM207 78H208V80H207ZM234 78H235V79H234ZM238 78H240V79H238ZM228 80H229V81H228ZM235 80H236V82H235ZM124 81H125V80L118 81L117 86H115L114 88H112V89H113V93H116V92L119 91V90L122 91L121 89H123V91L126 90L125 92L128 93V95H129L128 97L130 98V100H132L133 104H135V109L138 110V112L140 111V113H141L143 110H145V111H143V113H142V114L144 115V117H143V115H142V116H141L142 118H139V123L143 126V128H146L147 125H153V126H159V127H162V126L164 125V123L167 121V117H166V118L163 117V114H161V113L156 114L155 111H153L154 108H155V107H156V108L159 107L161 103H162L161 105H165V104H168V103L171 105L172 103H170V102L172 101L173 96H174V95H177V96H178V94H182V93H184V92H185V89H186V87L180 86V85H179L180 83L177 84V85L175 86L176 88H172L173 86H171L170 82H167V83H169L170 85L167 84L166 82H165V83L159 82L158 84L154 83L155 85H154L153 83H150V82H144V83H143V82H142V83H128L129 85H126L127 82L125 81V83H126V84H125ZM202 81H204V82H202ZM238 81H239V82H238ZM243 81H244V82L246 81V82H245V83H242ZM120 82H123V84L120 83ZM179 82H180V81H179ZM218 82H219V83H218ZM227 82H228L229 85L226 84ZM231 82L236 83V84L234 85V84L231 83ZM237 82H238V84H237ZM247 82H249V83H248L249 85L247 84ZM149 83H150V84H149ZM240 83H241V84H240ZM56 84H58V83H55V84H54V83H50L49 85H47V87H49V88L44 87V90H43V91H36V93H35L36 95L34 94V96H35L36 98L33 97V96L30 97V96L27 95L22 89L18 88L17 86L15 87V85H13V84H11L12 86L9 85L8 87H6L5 90H7L6 92H7L9 95H13V96H16V97H24V96H25V97H24L25 99L34 98V101H33L32 104H31L30 100H27L25 103L22 102V103L18 104L19 106H18L17 104H14V105L11 104L10 107L8 108L7 114L3 117V118L5 119L6 122H4V120H0V122L3 121L4 123L2 122V124H5V125L9 124V125L11 126V129L13 130V127H14V130H15V129H18L17 126H18L19 124L21 125V124L23 123V121H24V123H25L26 125H29L30 121H33V120L35 119V117H37V116H34V115H35V109H36V108H39L40 106H46V105L49 106V105H50V106L62 107V106H60V105H61L60 103H62L63 106L66 105L65 107H69V106H74L75 104H79V103L82 102V101L84 102V100H85V101H88L87 96L85 95V96H86V97H85L83 94H84L85 92H88L89 90H91V86H90V88H89V86H88L89 84H88V85H84V86L82 87V89L79 90L80 93L82 92V93H81L82 95H81V94L78 95V96H76V95H75V96H74V95H73V96H72V95H70V96H69V95H66V96H68L67 98H66V96L64 95V98H63V96H61V97H60V96H57L56 99H54L55 97L53 98V97L50 96V94H47V93H46V90L48 89L47 91H49V89L52 88L53 86H55ZM107 84H108L109 86H112V83H110L111 85H110L108 82H107V83H105V82L103 83L104 86H107ZM151 84H152V85H151ZM163 84H164V85H163ZM219 84H220V85H219ZM225 84H226L227 86H226ZM232 84H233V85H232ZM242 84H243V85H242ZM254 84H255V85H254ZM121 85H123V86H121ZM132 85H134V86H132ZM137 85H138V87H136ZM156 85H157V86H156ZM160 85H161V86H160ZM238 85H239V87H237ZM241 85L244 86V87H241ZM10 86H11V88H10ZM50 86H52V87H50ZM85 86H87V87L85 88ZM119 86H120V87H119ZM168 86H169V87H168ZM231 86H232V87H231ZM233 86H234V87H233ZM12 87H14V88H12ZM57 87H60V86L58 85ZM92 87L94 88V87H96V85H92ZM112 87H113V86H112ZM162 87H163V88H162ZM165 87H166V89H164ZM236 87H237V88H236ZM8 88H9V89H8ZM88 88H89V89H88ZM116 88H117V89H116ZM146 88H147V89H146ZM157 88H158V89H157ZM168 88H170L171 90L168 89ZM179 88H181V90H179ZM183 88H184V90H183ZM215 88H216V89H215ZM218 88H220L221 90L223 89V90L221 91V90H219ZM251 88H252V89H251ZM11 89H12V90H11ZM84 89H85V90H84ZM127 89H128L129 91L131 90V91H130L131 93H130ZM151 89H152V90H151ZM172 89H173V90H172ZM174 89H175V90H174ZM224 89H225V90H224ZM253 89H254V90H253ZM9 90H11L12 93H11ZM21 90H22V91H21ZM87 90H88V91H87ZM115 90H117V91L115 92ZM138 90H139V91H142V92L144 93L143 96H144L145 98H144V97H142V98H143V99H146V100H143L142 98H140L141 96H138V97L136 96L137 92H139ZM147 90H148V92H147ZM149 90H150V91H149ZM153 90H154V92H153ZM155 90H156V91H155ZM166 90H167V91H166ZM169 90H170L172 93H171ZM178 90H179V92L182 91V90H183V91L179 93ZM245 90H246V91H245ZM247 90H248V93H247ZM251 90H252V91H251ZM14 91H16V92H14ZM17 91H18L19 93H18ZM20 91H21V92H20ZM132 91H134V92L136 91V92H135V93L133 92V93H134V94H133ZM144 91H145V92H144ZM151 91L153 92V95L151 94V93H152ZM158 91H159V92H158ZM168 91H169V92H168ZM218 91H219V92H218ZM231 91H232L233 93H232ZM242 91H243V92H242ZM9 92H10V93H9ZM37 92H38L39 94H38ZM44 92H45V93H44ZM155 92H157L159 95H157ZM177 92H178V93H177ZM245 92H246V93H245ZM252 92L255 93L256 95H255V94H254V95L251 94ZM14 93H15V94H14ZM17 93H18V94H17ZM24 93H25L26 95H25ZM235 93H236V94H235ZM237 93L240 94V95H237ZM37 94H38V95H37ZM148 94H150V96H149ZM154 94H156V95H154ZM160 94H161V96H160ZM170 94H171V96H170ZM222 94H223V92H222ZM233 94H234V95H233ZM242 94H243V95H242ZM247 94H248V95H247ZM249 94H251V95H249ZM21 95H22V96H21ZM130 95H131V96H130ZM132 95H133V96L135 95V96L133 97ZM146 95H147V96H146ZM162 95H163V96H162ZM246 95H247L248 97H247ZM252 95H253V96H252ZM83 96H84V97H83ZM233 96H234V97H233ZM26 97H27V98H26ZM41 97H42V98H41ZM44 97H45L46 99H44ZM48 97H49V98H48ZM50 97L52 98V100H50V99H51ZM72 97H73L74 99H73ZM76 97H77V98H76ZM131 97H132V98H131ZM136 97H137V99H136ZM150 97L152 98L151 101H150V99H151ZM157 97H159V98H157ZM246 97H247V98H246ZM37 98H39V99H37ZM71 98H72V99H71ZM80 98H81V99H80ZM139 98H140L142 101L139 100ZM149 98H150V99H149ZM154 98H155V99H154ZM156 98H157V99H156ZM169 98H170V99H169ZM249 98H248V99H249ZM59 99H60V100H59ZM64 99H65V100L67 99V101H66V102H65V101L63 102ZM77 99H78V101H77ZM82 99H83V100H82ZM37 100H38V101L41 100V101H40V102H37ZM46 100H47V102H46ZM53 100L56 101L57 103H56V102H52ZM58 100H59V101H58ZM79 100H82V101L79 102ZM133 100H134V101L136 100V101L134 102ZM147 100H148V103H147ZM154 100H156V101H154ZM158 100H159V101H158ZM169 100H170V101H169ZM69 101H71V102H69ZM75 101H76V102H75ZM139 101H140V103H138ZM149 101H150V102H149ZM160 101H161V102H160ZM162 101H163V102H162ZM167 101H169V102L166 103ZM28 102H29V103H28ZM41 102H42V104H40ZM44 102H45V103H44ZM59 102H60V103H59ZM73 102H74V103H73ZM77 102H78V103H77ZM145 102H146V103H145ZM51 103H52V105H51ZM53 103H55V105H54ZM63 103H64V104H63ZM66 103H68L69 105L66 104ZM136 103H138L139 105H138V104L136 105ZM142 103H143L144 106L142 105ZM158 103H159V105H158ZM23 104H24V105H23ZM33 104L36 105V106H34ZM22 105H23V106H22ZM38 105H39V107H38ZM140 105H141V106H140ZM148 105H149V106H148ZM157 105H158V106H157ZM12 106H13V108H12ZM28 106H30V107H28ZM31 106H32V107H31ZM33 106H34L35 109L33 108ZM50 106H49V107H50ZM147 106H148V107H147ZM152 106H153V108H152ZM172 106H174V105L172 104ZM0 107H1L2 109L4 108L2 105H1ZM18 107H19V109H17ZM150 107H151V108H150ZM160 107H162V106H160ZM24 108H25V109H24ZM26 108H27V109H26ZM145 108L147 109V111H146ZM29 109H30V110H29ZM33 109H34V110H33ZM151 109H153V110H151ZM11 110H12V111H11ZM17 110H18V111H17ZM141 110H142V111H141ZM15 111H16V112H19V114H20L19 117L15 115ZM23 112H24V113H23ZM147 112H148V113H147ZM26 113H27V114H26ZM145 113H146V115H145ZM149 113H151V114H149ZM154 113H155V114H154ZM32 114H33V115H32ZM147 114H148L150 117H149ZM159 114H161V115L159 116ZM13 115H14V116H13ZM29 115H31V116H29ZM157 115H158V116H157ZM21 116H22V117H21ZM25 116H26L27 118H26ZM154 116H157V117H159L160 119H159V118L157 119L156 117L154 118ZM161 116H162L163 118H161ZM178 116H180V115H177L176 118H179ZM14 117H15V118H14ZM16 117H18V118H16ZM146 117H147V118H146ZM148 117H149V118H148ZM180 117H181V116H180ZM6 118H7L9 121H8ZM11 118H12V119H11ZM24 118H26V119H25L26 121L24 120ZM32 118H33V119H32ZM170 118H171V117H170ZM172 118H173V117H172ZM212 118H213V117H212ZM10 119H11V121H10ZM15 119H16V121H15ZM22 119H23V120H22ZM141 119H142V120H141ZM188 119H191V116H190V118H189V116H188V117L186 116V117L184 118L185 121H183V123H185V126H186V127L190 124V123H188V122L190 121V120L188 121ZM202 119H203L202 121L207 122L206 124H205V123L203 124V125H205V126L208 124L206 127H208V126H210V124H212L211 127H212L213 129H212L211 127H208V128H211V131H212L213 133L211 132V135H212V136H211V135L208 136L207 134H206V135H203L202 137H205L204 139H203L202 137H199V138H198V141L201 143L202 141L204 142V141L206 140V142H210V141H211L212 143H214V144H212L214 147L211 146V147H208V149H207V147H206L205 152L203 151L205 154H204L203 152H201L202 154L200 153V154H201L200 156H201L202 162H204V164H205L204 166H206V168H207V169H206L207 171L205 170V171H206V172H205V180L208 179V181H215V180H216L215 178H217V179H221L222 176H223L222 172L226 171V172H227V175L231 178V180H234V181H235L236 179L232 176V173H233L234 170L231 171V167H232V165H231L230 157L228 156L229 154H227V152H226L225 149H224L223 152H222V154H221L222 157H221V156H218V157H220V158H217L216 156L219 155V154L216 153V152H217V151H216V148L218 149V145H220L219 148L221 147V149H222V147H224V146H223V142H225L226 140H228V138H229V139L236 138L235 136H238V135H235V134H236V133L238 132V130H240V129L236 128L237 126H235V125H234V126L231 125L230 127L225 128V130H224V126H222L223 121H222V119H219V118H213V119L210 118V119H211V122H209V117H208V118L203 117ZM207 119H208V121H207ZM214 119H215V120L217 119V120H216L217 124H216V122L214 121ZM29 120H30V121H29ZM220 120L222 121V123L220 122ZM17 121H20V123H18ZM91 121H92V119H91ZM143 121H145V122H143ZM146 121H147V122H146ZM153 121H154V122H153ZM15 122H16V123H15ZM21 122H22V123H21ZM157 122H158V124H157ZM208 122H209L210 124H209ZM6 123H7V124H6ZM12 123H13L14 126L12 125ZM187 123H188V125H187ZM214 123L216 124V126L214 125ZM219 123H221V124H219ZM154 124H155V125H154ZM156 124H157V125H156ZM159 124H160V125L163 124V125L160 126ZM20 125H19V127H20ZM213 125H214V127H213ZM236 125H238V124H236ZM10 126H8V127H10ZM12 126H13V127H12ZM217 126H219V127H217ZM15 127H16V128H15ZM88 127H89V125H88ZM88 127H87V130H88ZM216 127H217V128H216ZM89 128H90V127H89ZM221 128H222V129H221ZM230 128H232V130H231ZM234 128L237 129L236 132L234 131V130H235ZM120 130H124V129H121V128H120ZM215 130H216V131H215ZM217 130H219V131H221V132H219V131H217ZM226 130H227V132H226ZM125 131H126V130H125ZM135 131H136V129H130V131H129L130 135H132V136H134V135H138L139 131L137 130L138 133H137V131H136V132H135ZM222 131H223V132H222ZM232 131H233V132H232ZM216 132H218V133H216ZM225 132H226L227 134H226ZM228 132H229V133H228ZM214 133H215V134H214ZM221 133H222V135H221ZM223 133H224V134H223ZM232 133H233V134H232ZM139 134H140V133H139ZM229 134H230V135H229ZM213 135H214V136H213ZM223 135H224V136H223ZM226 136H227V137H226ZM230 136H231V137L233 136V137L231 138ZM59 137H60V136H59ZM59 137L56 138L55 141H54V143H55V147L57 148V147L59 146V147H58V150H59V151H58V150H55L56 148H55V149L53 148V149L51 150V152L53 153L54 156H56L55 154H57V153H58L57 156H59V154H60V155L63 154V152H64V150H65V147H64V146H65V143H63V142H66V141H63V140H64L63 137H60L61 139H60ZM211 137H213L214 139L212 138V139H213V140H212ZM219 137H220V138L222 137V140L219 139ZM225 137H226V138H225ZM100 138H101V137H100ZM216 138H217V139H216ZM101 139H102V138H101ZM215 139H216V140H215ZM223 139H224V141H223ZM57 140H58L59 142H57ZM200 140H201V141H200ZM61 141H62V142H61ZM215 141H216V142H215ZM217 141H218V142H217ZM221 141H222V142H221ZM211 142H210V143H211ZM56 143H57V144H56ZM60 143H61V144H60ZM215 143H216V144H215ZM59 144H60L61 146H60ZM63 144H64V145H63ZM63 147H64V148H63ZM215 147H216V148H215ZM60 148H61V149H60ZM62 148H63V149H62ZM210 148H211V149H210ZM149 149H150L149 147H147V148L145 149L146 154L150 153V150H149ZM61 150H63V151H61ZM208 150H209V151L211 150V151L209 152ZM212 151H214V152H212ZM215 151H216V152H215ZM224 151H225L226 154L224 153ZM55 152H57V153H55ZM207 152H208V154H207ZM209 153H210V154H209ZM213 153H214V155H213ZM203 154H204V155H203ZM211 154H212V155H211ZM252 154H253V153H252ZM252 154H251V156H252V157H255V154H253V155H252ZM225 155H226L227 157H229V160L227 159V157H226ZM207 156H209L210 158L207 157ZM212 156H213V157L215 156L216 159H215V158L212 159ZM223 156H224V157H223ZM204 157H205V158H204ZM208 158H209V159H208ZM211 159H212V160H211ZM219 159H220V160H219ZM205 161H206L207 163L210 162L209 164H213V165H208V164H206ZM212 161L215 162V163H213ZM218 161L220 162V164H219ZM228 161H229L230 163H228ZM211 162H212V163H211ZM221 163H222L223 166H225V167L227 168V170H229V172H228L226 169H224L225 167H222V166H221ZM223 163H224V164H223ZM225 163H226V164H225ZM215 164H216V165H215ZM130 165H131V164H130ZM130 165H129V166H130ZM214 165H215V166H214ZM129 166H128V167H125V166H124V167H125V169H128ZM210 166H211V168H210ZM213 166H214V167H213ZM220 166H221V167H220ZM215 168H216V169H215ZM218 168H219V169H218ZM220 168H221V170H220ZM260 168H261V169H260ZM214 169H215V170H214ZM217 169H218L220 172H218ZM259 169H260V173L263 171V172L261 173V174H263V173H264V163L261 164V166H259ZM212 170H213V171H212ZM210 171H211V172H210ZM207 172H208V173H207ZM226 172H224V173L226 174ZM246 172L248 173V171H246ZM258 172H259V170H258ZM112 173L115 174V173H114V170H113ZM229 173H230V174H229ZM247 173H246V174H247ZM208 174H210V176H209ZM212 174H213L214 176H212ZM248 174H249V176H250L251 173L249 172ZM219 175H220V176H219ZM251 175H252V178H253V179H257V175H256V174H254V175L251 174ZM211 176H212V178H211ZM207 177H209V178H207ZM213 177H214V178H213ZM218 177H219V178H218ZM213 179H214V180H213ZM255 182H256V185L259 186L260 190L263 191V189H262V188H264V187H263V186H264L263 179H261V180L259 179V181H258V180H255ZM71 190H72V188L69 189V192H68V193L72 192V193H70V194L72 195L73 201H74V199L76 198L77 200L75 199V203H76V202H79V197H78L77 189H73L74 191H73V190L71 191ZM73 192H74V193H73ZM76 192H77V193H76ZM206 192H207V191H206ZM206 192L202 193V196H203L204 199H206V200H208V201H212V202H214V203H216V204H217V203H218V204L221 203V201L219 200V199H220L219 197H216V196H215L216 198H214V196H213V198H212V196H210V195H209L208 193H206ZM76 194H77V196H76ZM205 194H206V195H205ZM207 194H208V195H207ZM263 195H264V191L261 192V193H258V196H263ZM74 197H75V198H74ZM218 200H219V201H218ZM154 201L156 202V199H154ZM223 202H224V201H223ZM223 202H222V204H223ZM231 202H232V201H229L228 204L231 203ZM261 202H262V203H261ZM261 202H259V206H260V204L264 205V199H262ZM224 203H225V204H223V205H224L225 207H223V209H229V208H230V209H233V208H236V207H241V206H239L240 204H239V205H236V204L233 205V202L231 203L232 205H231V204L227 205V204H226L227 202H224ZM262 205H261V206H262ZM233 206H234V207H233ZM235 206H236V207H235ZM261 206L259 207V209H262L263 212H264V206H263V207H261ZM226 207H227V208H226ZM232 207H233V208H232ZM263 222H264V221H263Z\"/></svg>","mask_w":264,"mask_h":264}]
</instances>
